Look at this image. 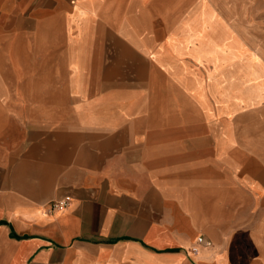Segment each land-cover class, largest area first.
<instances>
[{
  "label": "crops",
  "instance_id": "1",
  "mask_svg": "<svg viewBox=\"0 0 264 264\" xmlns=\"http://www.w3.org/2000/svg\"><path fill=\"white\" fill-rule=\"evenodd\" d=\"M83 9L109 66L0 84V264H264V0Z\"/></svg>",
  "mask_w": 264,
  "mask_h": 264
},
{
  "label": "rangeland",
  "instance_id": "2",
  "mask_svg": "<svg viewBox=\"0 0 264 264\" xmlns=\"http://www.w3.org/2000/svg\"><path fill=\"white\" fill-rule=\"evenodd\" d=\"M96 18V11L83 9V0H0V84L13 89L22 78L37 77L28 74L34 68L62 69L82 66L81 62L83 67H101L100 62L109 66L111 59L106 57L113 55L114 43L105 42L107 35L116 38L124 33L118 26L98 27ZM149 30L130 27V34L145 36ZM81 48L83 58L77 60L74 52ZM59 72L63 75L53 77L71 73ZM252 126L246 127L252 130Z\"/></svg>",
  "mask_w": 264,
  "mask_h": 264
},
{
  "label": "built area",
  "instance_id": "3",
  "mask_svg": "<svg viewBox=\"0 0 264 264\" xmlns=\"http://www.w3.org/2000/svg\"><path fill=\"white\" fill-rule=\"evenodd\" d=\"M71 202L70 195H64L61 198L54 199L47 204V211H62L66 209ZM212 244L209 240H206L202 235L197 236L194 239L193 244L189 248V253L196 255L200 247H210Z\"/></svg>",
  "mask_w": 264,
  "mask_h": 264
}]
</instances>
